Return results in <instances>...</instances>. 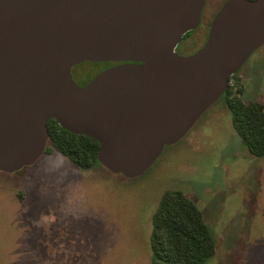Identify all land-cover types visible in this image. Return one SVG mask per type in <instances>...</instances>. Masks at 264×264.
I'll list each match as a JSON object with an SVG mask.
<instances>
[{"label": "water", "instance_id": "water-1", "mask_svg": "<svg viewBox=\"0 0 264 264\" xmlns=\"http://www.w3.org/2000/svg\"><path fill=\"white\" fill-rule=\"evenodd\" d=\"M206 0H0V172L45 154L48 122L101 145L114 174L141 177L227 92L264 46V0H229L206 45L181 56ZM118 64L80 86L72 68Z\"/></svg>", "mask_w": 264, "mask_h": 264}, {"label": "rangeland", "instance_id": "rangeland-1", "mask_svg": "<svg viewBox=\"0 0 264 264\" xmlns=\"http://www.w3.org/2000/svg\"><path fill=\"white\" fill-rule=\"evenodd\" d=\"M227 1L206 0L178 54L206 45ZM105 69L86 62L72 75L84 85ZM231 88L264 105V46ZM226 98L138 178L82 168L56 150L15 174L0 172V264H152L153 218L167 191L183 192L203 212L218 248L206 264H264V157L247 149Z\"/></svg>", "mask_w": 264, "mask_h": 264}, {"label": "trees", "instance_id": "trees-1", "mask_svg": "<svg viewBox=\"0 0 264 264\" xmlns=\"http://www.w3.org/2000/svg\"><path fill=\"white\" fill-rule=\"evenodd\" d=\"M92 64L105 65L107 69L118 63ZM232 91L229 86L226 99L234 126L249 152L264 157V105L246 101ZM47 126L49 139L45 153L56 150L82 168L90 169L99 164L107 169L98 158L101 148L98 141L75 135L54 119ZM151 247L152 264H206L218 252L214 233L203 212L181 191H167L162 196L153 218Z\"/></svg>", "mask_w": 264, "mask_h": 264}, {"label": "built area", "instance_id": "built-area-1", "mask_svg": "<svg viewBox=\"0 0 264 264\" xmlns=\"http://www.w3.org/2000/svg\"><path fill=\"white\" fill-rule=\"evenodd\" d=\"M230 78H231V79L229 80V86H230V87H233V85H234V77L231 76Z\"/></svg>", "mask_w": 264, "mask_h": 264}, {"label": "flooded vegetation", "instance_id": "flooded-vegetation-1", "mask_svg": "<svg viewBox=\"0 0 264 264\" xmlns=\"http://www.w3.org/2000/svg\"><path fill=\"white\" fill-rule=\"evenodd\" d=\"M114 66V65H113ZM92 81V80H91ZM91 81H89L88 83H86V84H84V85H81V84H79L80 86H86V85H88Z\"/></svg>", "mask_w": 264, "mask_h": 264}]
</instances>
